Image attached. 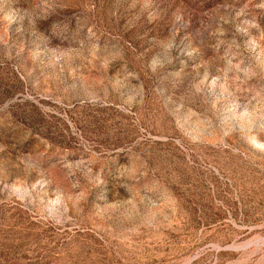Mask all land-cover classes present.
<instances>
[{
    "label": "rangeland",
    "instance_id": "rangeland-1",
    "mask_svg": "<svg viewBox=\"0 0 264 264\" xmlns=\"http://www.w3.org/2000/svg\"><path fill=\"white\" fill-rule=\"evenodd\" d=\"M0 264H264V0H0Z\"/></svg>",
    "mask_w": 264,
    "mask_h": 264
}]
</instances>
